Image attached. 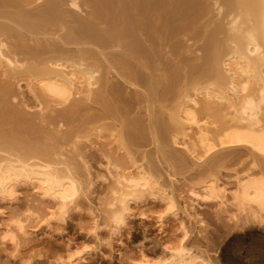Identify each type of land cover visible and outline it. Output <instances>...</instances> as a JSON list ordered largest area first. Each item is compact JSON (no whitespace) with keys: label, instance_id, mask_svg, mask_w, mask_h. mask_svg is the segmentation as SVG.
Instances as JSON below:
<instances>
[{"label":"bare ground","instance_id":"bare-ground-1","mask_svg":"<svg viewBox=\"0 0 264 264\" xmlns=\"http://www.w3.org/2000/svg\"><path fill=\"white\" fill-rule=\"evenodd\" d=\"M149 204L176 238L131 264H264V0H0L3 249L86 211L110 255Z\"/></svg>","mask_w":264,"mask_h":264},{"label":"rangeland","instance_id":"rangeland-1","mask_svg":"<svg viewBox=\"0 0 264 264\" xmlns=\"http://www.w3.org/2000/svg\"><path fill=\"white\" fill-rule=\"evenodd\" d=\"M19 90L26 92L25 88H21ZM24 96L29 97L28 94ZM24 96L22 98H25L24 100H28V103H30V97L27 98ZM16 101H18V99ZM30 104L33 105V103ZM32 105L25 108L26 110L29 109L28 112L31 111V113H34V111L37 109H35V107ZM33 116L36 117V114H33ZM29 198L34 199L32 197ZM191 202L194 204V208L199 214V220H203L202 223L198 225V230L201 229V233L205 235L206 239H209L207 241H209L210 243L213 234L219 231V227L224 226L225 224L228 225V223L230 222V213L219 208L213 201L208 202L201 198L197 201ZM146 209L147 215H149V217L142 218L141 216H138L136 219H134L135 223L133 224L132 229L129 232H122V241L125 243L119 244V242H114V249L113 251H111L112 253L110 255L107 252L106 253L108 255H102L101 252H99L100 250L105 252L108 249L104 246L100 247L102 246V244L100 243L101 241L96 239L93 234L90 233L92 222H90V216L86 215L87 213L85 211L83 213H72L71 216L67 219V222L62 225L60 229L61 232L58 230L56 231L57 233L55 232L53 235H47L46 233H43L45 229L43 230L42 228H40L42 231L39 230V234L38 232L32 233L30 237L31 239L27 241L23 246H21L20 251L17 254L15 253V255H11V252L12 254L14 253L11 248H9L10 250L6 251L3 249L4 245L0 244V264H20L22 262L20 261V259L22 258V264L29 263L28 261H30V263H34V261L36 260H39L41 264H55L54 260L60 257V255L66 253V248L69 246V244L75 245V249L82 250L83 252L85 250L88 251V249L89 251L92 250V255L90 254L89 256L90 264H131L130 262L132 258L137 256L139 257V249L141 245L145 244L147 245V248L152 250L153 248H159L158 252L160 253L161 247H164L165 242H173L175 240L174 238H176V233L174 232L175 226L173 225V223H170L171 225H169L168 231L165 234H161L159 232L158 221L154 214V212L158 210V207L155 204L147 205ZM36 224L37 223H32L33 226L29 227V230L31 232ZM34 234H38V237L34 236ZM210 245H212V243H210ZM85 246L87 249L83 248ZM97 248L99 250V254L93 253L97 251ZM149 256L155 257V255L151 252H149Z\"/></svg>","mask_w":264,"mask_h":264}]
</instances>
